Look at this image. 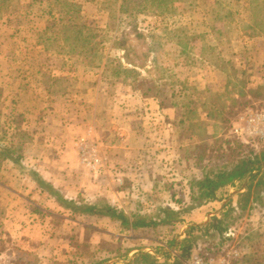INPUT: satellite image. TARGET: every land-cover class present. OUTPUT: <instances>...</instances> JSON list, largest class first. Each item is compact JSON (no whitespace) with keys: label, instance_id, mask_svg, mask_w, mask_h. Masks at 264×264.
I'll return each instance as SVG.
<instances>
[{"label":"rangeland","instance_id":"1","mask_svg":"<svg viewBox=\"0 0 264 264\" xmlns=\"http://www.w3.org/2000/svg\"><path fill=\"white\" fill-rule=\"evenodd\" d=\"M68 1L70 36L30 0L0 18V264H112L133 250V264H175L181 227L216 220L224 233L193 232L191 258L264 264V188L243 201L237 183L201 205L193 184L264 150L235 134L245 111L264 115V0ZM59 198L158 225L127 231Z\"/></svg>","mask_w":264,"mask_h":264},{"label":"trees","instance_id":"2","mask_svg":"<svg viewBox=\"0 0 264 264\" xmlns=\"http://www.w3.org/2000/svg\"><path fill=\"white\" fill-rule=\"evenodd\" d=\"M124 1L125 0H123V2ZM20 3L21 0H0V18L7 13L16 12L15 10L20 9ZM35 3L47 6L49 5V11L47 12V15L51 17V21H48V23L52 22V24L54 25L55 22H62V24H66L69 27V29L66 31L69 36L75 32V30L70 28H77L73 25L75 17L78 18V16H80V10H78L80 8L78 5L71 4L68 0H30V5L28 6V8H32L33 4ZM57 16L58 18H56ZM64 37L66 36L64 35ZM208 116L210 120H212L214 114L210 113ZM4 152L8 153L11 156H6L7 159H10L14 162H17L20 159V157H16L14 159V157L12 156L15 155V152L10 149L6 148ZM237 183L245 184L244 189L246 190V193L241 195V199H243V201L249 200L252 187H254V189L261 187L264 188V150L259 154H257L253 150H249V153L247 154L245 159L239 161L238 164L233 168L228 169L227 167H225L219 171H210V173H207L201 180L193 181V184L199 191V197H202L204 200V203L201 205H204L206 202L216 200L217 192L219 190L223 189L224 187L235 188ZM59 199L64 201L61 198ZM66 203H68V206H72L74 211L81 212L82 214H101L102 216H108L114 221L119 222L120 225L127 231L150 228L151 226L153 227L158 225L154 222H147L139 218L129 220L124 212L109 206H105L101 210H98L96 206L79 208L74 203ZM226 208H229L227 204L223 206V210ZM225 213L227 212L224 211V214ZM169 215H167V219H169ZM164 222L165 221L163 220V223ZM220 225L221 222L217 220L216 222L212 221L204 227L190 225V228H188L186 234L187 237L181 240L179 243H175L176 245H178L179 250L181 251V254L177 258H175V264H183L184 262L191 260L193 244V236L191 234L193 232L205 228V231L214 230L221 236L224 232L221 229ZM170 256L171 254H167V258H170ZM141 260L142 264H145L146 261L148 262V264H156V259L154 257H151V255H147L144 253L141 254Z\"/></svg>","mask_w":264,"mask_h":264},{"label":"built area","instance_id":"3","mask_svg":"<svg viewBox=\"0 0 264 264\" xmlns=\"http://www.w3.org/2000/svg\"><path fill=\"white\" fill-rule=\"evenodd\" d=\"M239 127H235V134L238 136L248 135V136H258L262 143H264V115L253 113L250 110L244 112V114L239 118ZM229 235H233L231 231ZM227 254H221V256L216 260L215 257H210L209 255L200 256L194 255L191 260L186 261L184 264H234L232 260L233 257ZM236 255V254H235Z\"/></svg>","mask_w":264,"mask_h":264},{"label":"crops","instance_id":"4","mask_svg":"<svg viewBox=\"0 0 264 264\" xmlns=\"http://www.w3.org/2000/svg\"><path fill=\"white\" fill-rule=\"evenodd\" d=\"M45 178H46V177H45ZM49 180H50V179H49ZM51 182H52V181H51ZM51 184H52V186H53L54 189H57V188H58V186L56 185V183H54V181H53ZM118 208H120V207H118ZM125 214L128 215L127 212H125ZM192 216H193V215H192ZM192 216L189 217L191 220L193 219ZM211 216H212V214H207L206 217H205V219H206L207 217H211ZM128 219H129V217H128ZM205 219H204V220H205ZM206 222H207V220L203 221L202 224H204V223H206ZM190 225H191V223L186 222V223L181 227V228H182V231H181V232H182V236H181V238L185 237L184 232H185V230L188 228V226H190ZM131 231H133V230H131ZM136 252H137V250H133L132 252H130L129 255H128V257H127L125 260H122V261L117 260V259L112 260V264H133V263H132L133 255H134V253H136Z\"/></svg>","mask_w":264,"mask_h":264}]
</instances>
